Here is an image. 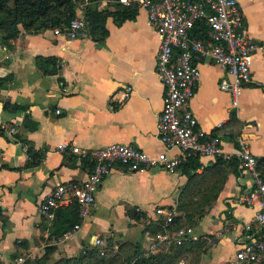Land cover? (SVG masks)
<instances>
[{
  "label": "crops",
  "instance_id": "1",
  "mask_svg": "<svg viewBox=\"0 0 264 264\" xmlns=\"http://www.w3.org/2000/svg\"><path fill=\"white\" fill-rule=\"evenodd\" d=\"M239 5L245 32L264 42V0H239ZM106 7L114 9L110 1L99 9ZM106 26L105 38L91 34L69 40L54 28L38 33L21 28L12 44L0 39V76L12 74L0 88V99L27 107L10 111L0 105L4 126L0 132V264H14L23 253L42 255L47 245L56 246L55 256H71L96 247L93 242L98 236L112 243L115 251L126 244L124 249L131 253L140 244L146 254L156 253L166 246L151 249L154 235L145 231L147 223L159 217L156 208L175 207L188 190L203 194L214 181L220 187L217 197L194 226L191 240L203 241L195 264H224L234 257L244 224L253 220L257 209L234 203L253 187V177L240 166L237 154L219 165L217 158H201L203 167L197 173L206 176L196 177L194 185H189L190 178L181 168L170 173L162 167L125 171L116 166L99 186L96 205L78 233L59 243L50 236L53 218L41 214L39 204L58 183L83 180L92 167L78 153L61 150L60 143L90 150L113 142L132 143L152 154L166 149L158 135L166 91L156 72L161 37L140 9L134 18L121 22L109 16ZM37 55L57 56L62 65L59 72L44 74L37 66ZM194 61L201 77L191 108L201 128L221 135L226 152L235 153L243 140L255 156L264 157V53L253 54L252 79L244 86L238 107L221 87L223 79L232 78L227 68L201 55ZM27 115L38 124L36 128L32 122L26 124ZM29 148L35 151L32 160ZM168 153L178 154L180 149ZM205 166L216 174L210 177L211 169L205 171ZM131 208L146 216L136 220L129 215Z\"/></svg>",
  "mask_w": 264,
  "mask_h": 264
},
{
  "label": "built area",
  "instance_id": "2",
  "mask_svg": "<svg viewBox=\"0 0 264 264\" xmlns=\"http://www.w3.org/2000/svg\"><path fill=\"white\" fill-rule=\"evenodd\" d=\"M108 1L125 5L135 3L140 10L146 11L148 25L161 37L156 72L166 84V91L158 135L166 149L152 154L132 143L113 142L90 150L62 142L58 145L61 150L78 153L92 167L83 180L58 183L39 204V212L53 218L56 208L77 201L82 220L87 218L96 205L99 186L116 166L125 171L162 167L174 173L190 155L212 160L237 154L240 166L253 177V187L238 195L234 203L257 209L253 220L244 224L243 240L234 257L224 264H264V173L259 158L243 140L235 153L226 152L222 136L204 131L191 108L201 77V70L194 61L196 55L211 58L227 68L232 78L223 79L221 87L231 94L232 105L238 107L243 88L252 79L253 54L257 50L264 53V42H256L245 32L239 0H98L97 4L100 6ZM76 3V16L69 23L54 28L56 34L69 40L91 35L85 14L91 1L76 0ZM204 27L205 35L194 32ZM171 148L180 149V153L169 154ZM156 213L165 217V230L153 236L151 249L156 251L162 246L180 245L193 239L195 230L192 226L181 227L176 233L167 228L177 214L175 209L159 206ZM81 225L77 223L58 239L53 238V242L74 237ZM93 245L103 254L107 242L98 236ZM16 262L22 264L24 257L19 256Z\"/></svg>",
  "mask_w": 264,
  "mask_h": 264
},
{
  "label": "trees",
  "instance_id": "3",
  "mask_svg": "<svg viewBox=\"0 0 264 264\" xmlns=\"http://www.w3.org/2000/svg\"><path fill=\"white\" fill-rule=\"evenodd\" d=\"M91 5L86 10V19L91 31L96 38H105L109 30L107 28V20L109 16H113L117 22L134 18L139 8L135 3L125 5L119 2H113L114 9L109 7L99 9L98 0H90ZM76 0H0V39L6 43L16 41L20 36L22 29L38 33L47 28H55L63 24L69 23L77 14ZM195 33H206V29H195ZM205 35V34H204ZM203 35V36H204ZM36 63L38 68L44 74H55L61 69V63L57 56L37 55ZM12 79V74L0 76V88L4 87L9 80ZM0 105L3 109L10 111L27 108L12 103L10 100L0 99ZM32 122L33 128L38 124L32 121V118L26 116V124ZM28 125V124H27ZM12 127V124L9 126ZM32 127V126H31ZM0 132H4V126L0 124ZM30 160L35 158V151L29 148ZM232 158V157H231ZM230 158L217 157L215 164H224ZM233 162V161H232ZM260 168L264 173V157L259 158ZM29 164L31 161L28 162ZM239 162H236L238 164ZM203 167L200 157L190 155L188 156L179 168L187 174L190 178L189 185H194V179L198 177L205 178L206 174L197 173ZM205 171L211 169V166H205ZM209 171V176L212 177L216 171ZM224 176V173H223ZM222 176V177H223ZM222 179L220 178V181ZM219 183L217 181L208 183V186L203 189V194L199 190H188L187 196L184 192L181 195L175 207H168V209L177 211L173 220L167 225V228L172 233L184 226H196L197 222L206 214L208 208L211 206V200L217 197L219 191ZM202 195V197L200 195ZM129 215L140 220L145 213H137L136 208L129 209ZM79 204L73 201L69 205L58 207L54 210L53 224L51 231V238L58 239L66 231L72 229L77 223H81ZM165 217L160 216L156 220H150L145 231H150L152 235L163 232ZM122 244L118 250H113L112 247L105 248L102 254L97 247H87L83 249L76 257H61L56 261L52 260V256L56 251L55 245H47L42 255L30 257L26 264H180L182 259L183 264H195L203 247L201 240H187L180 245L171 244L166 246V249L156 253L146 254L144 250L140 249V244H136L133 252L128 253Z\"/></svg>",
  "mask_w": 264,
  "mask_h": 264
},
{
  "label": "rangeland",
  "instance_id": "4",
  "mask_svg": "<svg viewBox=\"0 0 264 264\" xmlns=\"http://www.w3.org/2000/svg\"><path fill=\"white\" fill-rule=\"evenodd\" d=\"M107 244H108V247H109V246L112 247V243L108 242ZM58 254L60 255V253H58ZM79 254H80V252H78L77 254L71 255V256H69V255H65V256H61V257H76V256H78ZM59 255H58V256H55V254H53V256H52V260H53V261H56V260H58L59 258H61V257H59ZM21 256L24 257V262H23L22 264H26V261H27V259L30 258V256H29L28 254H26V253H23ZM32 258H33V257H32ZM16 263H17V262H15L14 264H16Z\"/></svg>",
  "mask_w": 264,
  "mask_h": 264
}]
</instances>
